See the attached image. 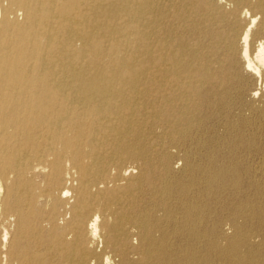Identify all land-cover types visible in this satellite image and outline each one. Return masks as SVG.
I'll return each mask as SVG.
<instances>
[{"label":"bare ground","instance_id":"bare-ground-1","mask_svg":"<svg viewBox=\"0 0 264 264\" xmlns=\"http://www.w3.org/2000/svg\"><path fill=\"white\" fill-rule=\"evenodd\" d=\"M0 264H264V0H0Z\"/></svg>","mask_w":264,"mask_h":264},{"label":"rangeland","instance_id":"rangeland-1","mask_svg":"<svg viewBox=\"0 0 264 264\" xmlns=\"http://www.w3.org/2000/svg\"><path fill=\"white\" fill-rule=\"evenodd\" d=\"M215 125H216V123H215ZM228 231H229V225H228Z\"/></svg>","mask_w":264,"mask_h":264}]
</instances>
